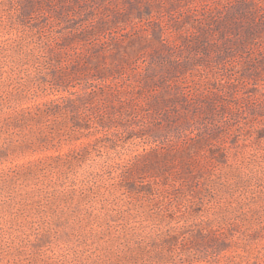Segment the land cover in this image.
<instances>
[{"label": "rangeland", "instance_id": "1", "mask_svg": "<svg viewBox=\"0 0 264 264\" xmlns=\"http://www.w3.org/2000/svg\"><path fill=\"white\" fill-rule=\"evenodd\" d=\"M0 264H264V0H0Z\"/></svg>", "mask_w": 264, "mask_h": 264}, {"label": "trees", "instance_id": "2", "mask_svg": "<svg viewBox=\"0 0 264 264\" xmlns=\"http://www.w3.org/2000/svg\"><path fill=\"white\" fill-rule=\"evenodd\" d=\"M44 110H42V109H40V110H38V112H43ZM36 114L34 113V112H31L30 114H29V117L30 118H33L34 116H35Z\"/></svg>", "mask_w": 264, "mask_h": 264}]
</instances>
